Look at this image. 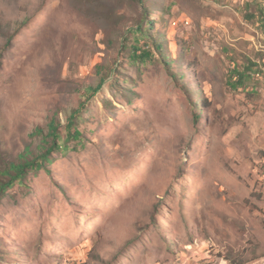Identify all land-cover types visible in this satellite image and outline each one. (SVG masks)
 <instances>
[{
  "label": "rangeland",
  "instance_id": "obj_1",
  "mask_svg": "<svg viewBox=\"0 0 264 264\" xmlns=\"http://www.w3.org/2000/svg\"><path fill=\"white\" fill-rule=\"evenodd\" d=\"M53 116L0 264H264V0H0V168Z\"/></svg>",
  "mask_w": 264,
  "mask_h": 264
},
{
  "label": "trees",
  "instance_id": "obj_2",
  "mask_svg": "<svg viewBox=\"0 0 264 264\" xmlns=\"http://www.w3.org/2000/svg\"><path fill=\"white\" fill-rule=\"evenodd\" d=\"M133 58L136 60L149 57L148 51L134 50ZM103 84V79L95 86L90 87L92 93H96L100 90ZM78 112L74 111L68 117L66 129L65 142L78 141L83 137L82 132L78 128L77 123ZM60 124L58 120L53 116L47 124V131L44 134L42 128H37L32 135H42V146L38 151L31 150L29 147L17 155L16 160L8 162L2 168H0V203L6 197L7 192L12 189L16 184H24L27 176L30 172H39L45 170L48 174H51L49 166L53 163L54 153H58L61 150L60 146Z\"/></svg>",
  "mask_w": 264,
  "mask_h": 264
}]
</instances>
